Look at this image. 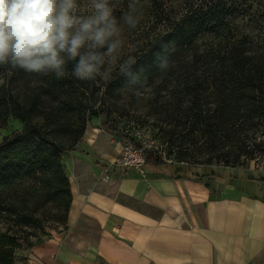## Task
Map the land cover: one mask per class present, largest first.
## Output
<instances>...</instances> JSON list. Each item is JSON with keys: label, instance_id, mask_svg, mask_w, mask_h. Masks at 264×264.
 <instances>
[{"label": "trees", "instance_id": "1", "mask_svg": "<svg viewBox=\"0 0 264 264\" xmlns=\"http://www.w3.org/2000/svg\"><path fill=\"white\" fill-rule=\"evenodd\" d=\"M135 1L151 4L152 35L130 55L132 58L116 68L103 94L156 81L170 84L174 97L168 98L158 110L162 123L174 125L166 129L165 134L172 138L188 128L192 135L200 125L203 133L213 140L226 141L224 164L220 168L209 164L211 156L203 164L187 162L186 154L166 162L144 151L145 169L166 168L173 178L232 185L264 201L263 178L251 176L247 169L240 170L251 162H264V29L258 34L259 38L251 33L241 37L236 29L218 25L223 18L207 2L198 6L197 0H186L183 11L173 12L156 0ZM210 34L215 37L207 40ZM73 66L74 62H68L61 77L54 72L42 74L46 78L42 80L43 85L34 82L30 88L29 83L22 80L17 93L7 94L4 107L0 105L4 124L9 116L22 124L19 132L0 141V182L27 179L39 190L52 194L62 215L60 224L64 227L71 192L60 154L73 151L81 142L87 120L106 113L102 106L87 109L86 102L71 91L78 89L72 81ZM44 85L48 89L57 87L64 96L68 91L58 106L45 102L39 91ZM183 93L188 97L189 106L179 119L177 113L182 100L177 95ZM204 96L205 101L212 99L214 108L203 116L198 108ZM186 141L192 139L187 137L183 142ZM17 247L13 237L0 234V264H12V252Z\"/></svg>", "mask_w": 264, "mask_h": 264}, {"label": "rangeland", "instance_id": "2", "mask_svg": "<svg viewBox=\"0 0 264 264\" xmlns=\"http://www.w3.org/2000/svg\"><path fill=\"white\" fill-rule=\"evenodd\" d=\"M156 1L168 11L181 12L186 8V0ZM205 2L211 4L221 14L223 19L218 25H228L236 29L239 36L251 33L254 38H259L258 34L264 29V0H197V5L203 6ZM110 6L113 8V16L120 29L119 39L122 42L116 64L110 67L106 63L100 73L91 80H79L75 76L72 78L78 89L71 91L86 102L85 107L96 109L102 106L106 113L87 120L81 142L73 151L60 154V162L69 186L70 181L73 180L88 185L87 187L91 186L89 185L91 181L106 184L115 174L131 172L129 168L118 165L123 147L129 144L139 145L144 151L154 153L166 162L175 161L181 154H186L187 162L198 161L203 164L211 156L209 164L220 168L224 164L223 153L226 150L224 138H222L224 141L213 140L203 133V127L200 125L192 135H189L188 128L182 130V126L179 127L182 130L180 135L170 138L165 134L166 129L174 125L162 123L158 110L168 98L174 97L172 85L156 81L151 85L129 90L115 89L103 94L116 68L124 60L132 58L130 55L139 50L140 46L142 47L154 29L150 15L152 6L147 1L137 3L135 0H110ZM75 14L77 16L91 14L90 0H76ZM126 15L133 18L135 27L125 21ZM213 37L215 35L210 34L206 38L211 40ZM9 66L0 65V105L2 103L3 107L7 94L17 93L18 86L24 80L31 88L34 82L40 85L44 79L42 74L28 73ZM44 86V88L39 87V91L45 102H53L54 106H58L59 101L65 98L68 92H65L64 96L57 87L48 89L46 85ZM208 93L209 91L206 94ZM177 98L182 100L177 113L180 119L182 111L186 110L189 102L184 93L178 94ZM199 105L198 109L203 112V116L207 114V110L214 108L212 99L208 98L205 101V96L201 98ZM21 128L22 124L19 120L11 116L4 124L0 111V141L6 136L19 132ZM187 137L192 141L183 142ZM87 167L91 171H87ZM95 168L98 169L97 173H93ZM243 169H247L251 176L260 175L264 180L262 160L251 162L246 168H240ZM138 175L145 177L146 172ZM254 186L261 188L258 185ZM257 191L258 189H255L254 192ZM58 208L55 197L46 194L44 190H39L31 180L23 179L15 183L0 182V234L5 233L13 237L18 246L12 252V264L24 263L29 259L33 248L47 244L54 234H62L66 231V228L60 224L62 215Z\"/></svg>", "mask_w": 264, "mask_h": 264}, {"label": "crops", "instance_id": "3", "mask_svg": "<svg viewBox=\"0 0 264 264\" xmlns=\"http://www.w3.org/2000/svg\"><path fill=\"white\" fill-rule=\"evenodd\" d=\"M129 170L70 181L66 231L20 264H264L263 200L166 168Z\"/></svg>", "mask_w": 264, "mask_h": 264}, {"label": "clouds", "instance_id": "4", "mask_svg": "<svg viewBox=\"0 0 264 264\" xmlns=\"http://www.w3.org/2000/svg\"><path fill=\"white\" fill-rule=\"evenodd\" d=\"M90 8L77 16L76 0H0V65L61 77L74 62L77 79H94L116 64L122 42L110 0H90Z\"/></svg>", "mask_w": 264, "mask_h": 264}, {"label": "built area", "instance_id": "5", "mask_svg": "<svg viewBox=\"0 0 264 264\" xmlns=\"http://www.w3.org/2000/svg\"><path fill=\"white\" fill-rule=\"evenodd\" d=\"M120 167L129 168L144 174L145 155L144 150L136 148L134 145H126L121 152V158L118 163Z\"/></svg>", "mask_w": 264, "mask_h": 264}]
</instances>
